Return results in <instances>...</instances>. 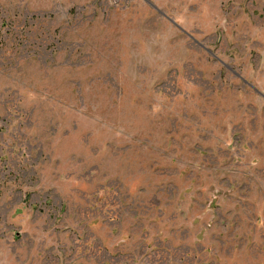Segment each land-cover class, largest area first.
<instances>
[{"label": "rangeland", "instance_id": "374dc122", "mask_svg": "<svg viewBox=\"0 0 264 264\" xmlns=\"http://www.w3.org/2000/svg\"><path fill=\"white\" fill-rule=\"evenodd\" d=\"M0 264H264V0H0Z\"/></svg>", "mask_w": 264, "mask_h": 264}]
</instances>
